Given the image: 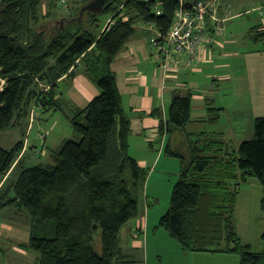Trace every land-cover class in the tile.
<instances>
[{
	"label": "trees",
	"instance_id": "obj_1",
	"mask_svg": "<svg viewBox=\"0 0 264 264\" xmlns=\"http://www.w3.org/2000/svg\"><path fill=\"white\" fill-rule=\"evenodd\" d=\"M49 1L43 11L44 0H0V131L22 126L32 104L41 112L62 109L63 76L73 78L81 70L99 93L72 114L73 138L53 152L52 162L27 166L17 159L22 140L11 149L0 147V180L6 176L0 211L16 208L28 217L29 239L19 246L35 254L34 264H135L122 250L120 232L138 213L131 188L137 192L146 171L128 152L130 119L111 64L138 23L166 34L179 0H105L101 12L81 18L80 5L52 18ZM103 13L109 17L101 24ZM190 106V93L176 95L160 129H184ZM253 130L237 148L213 138H188L185 154L167 145L165 151L181 165L170 206L156 227L183 252L236 254L238 264H264V246L256 251L243 244L235 218L240 187L249 178L262 186L264 215V115L254 119ZM99 230L101 254L92 245ZM260 237L264 244V231Z\"/></svg>",
	"mask_w": 264,
	"mask_h": 264
},
{
	"label": "crops",
	"instance_id": "obj_2",
	"mask_svg": "<svg viewBox=\"0 0 264 264\" xmlns=\"http://www.w3.org/2000/svg\"><path fill=\"white\" fill-rule=\"evenodd\" d=\"M250 3L257 5L253 8L258 12L256 15H250V9L231 14L233 5L229 1L216 0L218 15L225 18L222 34L215 36V42L201 44L194 55L187 51L177 53L167 68L159 66L160 60L149 44V38L156 29L153 25L142 23L136 25L135 33L112 62L111 67L116 75L121 103L130 119L128 152L143 170L146 171V166L149 167L150 164L156 163L158 158L161 159L160 153H156L157 144H161L159 152L165 151L167 145H170L174 151L185 154L188 138L191 141L210 138L230 141L229 143L234 141L236 146V143L249 133L252 132L250 135H253L254 119L264 115V8L258 10L264 0H250ZM243 14H248L244 20L239 17ZM236 18H239V21L234 22ZM212 23V19L207 22L211 34ZM246 38L250 39L251 44ZM58 84L63 108L48 112L54 115L59 111L69 122L77 109L85 108L99 93L98 86L81 70L73 78L63 76L58 80ZM187 93H190L191 101L189 122L184 129L170 124L169 131L166 130V126L161 130V119L166 125L173 98ZM31 109L39 110V107L33 104ZM58 116L60 115H54L55 123L60 119ZM55 125L53 123L52 127ZM247 127L250 131L246 134ZM63 135H68V132ZM66 139L61 138L51 144L48 148L50 161L47 163L52 162L53 152L58 150ZM22 141L24 142L19 158L25 154L33 156L40 153L35 144L29 147L31 154L27 153L28 141ZM178 174L179 172H176L177 176ZM5 177L0 180V185ZM244 185L251 187L239 190L235 218L242 243L250 245V234L256 230L253 219L260 213L258 208L261 209L262 186L256 178H249ZM239 206L244 209V213L238 221ZM245 207L249 208L246 214ZM7 209L9 207L0 213ZM18 211L20 213L16 215L20 221L24 216L25 228H21L20 221L15 219L13 223L18 225L19 229L16 227L10 231L12 223L8 220L11 219L6 216L7 221L1 224L0 229V244L1 246L5 244L3 248L0 247V251L5 255L4 261L0 260V264H29L30 258H34L31 264L35 262V254L19 246L20 243L28 242L30 222L26 215ZM138 214L139 210L137 216ZM141 227L142 225H136L135 221H128L121 228V246L127 258L134 262L143 260L144 264H149L148 249L145 248L141 252L142 245H145L144 238L141 239L143 234L139 230ZM260 230L259 228V232ZM13 231H16L14 234L17 240H12L16 242L15 244L4 240L7 239V234L15 239ZM174 244L175 250H179L180 253L176 254V262L173 264L239 263V256L236 254L188 253L183 252L177 243ZM5 246H8L7 249Z\"/></svg>",
	"mask_w": 264,
	"mask_h": 264
},
{
	"label": "rangeland",
	"instance_id": "obj_3",
	"mask_svg": "<svg viewBox=\"0 0 264 264\" xmlns=\"http://www.w3.org/2000/svg\"><path fill=\"white\" fill-rule=\"evenodd\" d=\"M52 1H54V6L50 9L52 13V18L63 17V15L67 12L66 10L68 8L73 7V6L76 7L78 5L82 6L84 4V3L81 4L82 0H65L66 2H60V1L58 2L57 0H52ZM226 1H229L233 5V10L231 11V14L240 12V10L242 11V10H247V9L251 10L250 15H256L258 13L256 10L253 9L257 5H255V3L254 4L250 3V0H226ZM48 2L50 1L44 0L42 4L43 11L47 9ZM248 14H243L242 16H239V17L243 18L244 20L247 18ZM108 17H109V14H106V13L100 14L99 15L100 23L103 24L107 20ZM237 21H239V18H236L234 20V22H237ZM246 39L248 43L251 44L250 39L249 38H246ZM3 83H4V80H1L0 87H2ZM40 87L47 89L48 85L40 83ZM32 107H33V104L31 105V108ZM48 111L41 112L38 109H34L33 111H31V114H29L26 117V120H25L26 122L22 126L19 125L16 127H10L7 130L0 131V147H3L5 149H11L21 139L27 140L28 141L27 153L29 152L31 154V150L29 149V147H31L32 144H35L36 148L40 149L39 151L40 153H38V155L33 154V156L31 155L29 156L25 154L21 158L17 157V159L23 160V163L26 164L27 166H33L38 163L46 164L48 161H50V155H49L48 148L51 147V144L56 142L57 140H60L61 138L62 139L63 138L72 139L73 135H72V126L69 120L63 114H61L59 111L55 112L56 114L54 115H60L58 116L60 117L59 121H56L55 123L54 115ZM53 123L56 124L54 127H52ZM248 128L249 127L246 128V134L248 133V131H250V129ZM67 132H68V135H63V134H67ZM250 134H252V132L249 133V135H246L245 137H243L240 141H238L236 143L237 144L236 146H235L234 141H232L230 144L237 148L240 142L253 137V135H250ZM75 139L77 138L75 137ZM57 143H55V145H57ZM160 147H161V144L156 145V149H157L156 153L157 154L160 153L159 157H161V159L159 160L158 158L156 163L150 164L149 167L146 166L145 168L146 176H145V179L142 178V186H140L137 189L138 193L136 192V189L134 187L131 188L133 196H136V194L137 196L139 195L138 197L139 198V208H138L139 216L136 215L131 220L135 221L136 225L141 224L142 227L144 228L143 231L145 233L143 232V234H141V239L144 238L145 245L144 246L142 245L141 252H143V249L145 248L148 249L149 264H173L174 262H176L175 261L176 254L180 253L179 250H175L176 246L174 245L176 244L174 243L176 242L169 236L168 232L165 229H163L162 227H156V225H158L160 217L166 213V211L168 210L170 206L172 186L175 182V179L177 178L176 172L180 171L181 162L179 158L173 157L166 151L159 152L158 149H160ZM163 149H164V146L162 147V150ZM247 187H251V186H247L243 184L241 185L240 189H248ZM237 211H238L237 218L239 221L240 216L243 215L244 213V209L242 207L240 208L239 206ZM258 211H260V213L256 216V218L254 217L253 219L254 226L256 227L257 232L255 230L254 232L250 234V240H251L250 247L256 251L261 250L264 246L261 240V237H260L261 233L264 231V215L260 208H258ZM246 212H249V208L245 207V214ZM19 213L20 212L14 208H9L7 210L2 211L0 213V229L2 227L1 224H3L4 221H7L6 219L8 217L6 216H9L11 219V220H8L9 222L12 223V224L8 223L11 225L10 231L12 230V228L18 227V225H15L13 222L15 221V219L19 220V218L16 215ZM20 223L22 226L21 225L19 226L24 229L25 224H26L24 216L21 217ZM29 228H30V224L28 225V230ZM259 228L261 229L260 232H259ZM16 229L18 230L19 227ZM15 232L16 231L12 232V235H14V237H15V234H14ZM4 236H6V234ZM6 238L8 240L7 239H4V240L8 243L12 240H17L16 237L14 239L13 236L8 235V234ZM23 238L25 239V237ZM146 240L148 242H146ZM12 243L15 244L16 242L12 241ZM4 245H5L4 243L2 244V246L0 244V247L3 248ZM92 245H93L94 250L97 253L101 254L102 244H101L100 230L94 234ZM6 247L8 246H5V249H7ZM158 255H160L161 258H159ZM145 256L146 255H144V257ZM4 257H5L4 252L0 251V260L4 261ZM33 260L34 258H30V262L28 263L31 264ZM135 264H144V262L143 260H136Z\"/></svg>",
	"mask_w": 264,
	"mask_h": 264
},
{
	"label": "built area",
	"instance_id": "obj_4",
	"mask_svg": "<svg viewBox=\"0 0 264 264\" xmlns=\"http://www.w3.org/2000/svg\"><path fill=\"white\" fill-rule=\"evenodd\" d=\"M263 7L264 3L259 6V10ZM209 19L213 22L212 34L208 30ZM224 22L225 18L218 15L216 0H199L191 4H186V0H179L169 31L161 34L156 30L149 38V44L160 60L159 66L167 68L177 53L187 51L194 55L197 47L204 42H215V36L222 34L224 30ZM141 229L144 230L143 227Z\"/></svg>",
	"mask_w": 264,
	"mask_h": 264
},
{
	"label": "water",
	"instance_id": "obj_5",
	"mask_svg": "<svg viewBox=\"0 0 264 264\" xmlns=\"http://www.w3.org/2000/svg\"><path fill=\"white\" fill-rule=\"evenodd\" d=\"M105 0H89L83 4L80 8L79 15L77 18L83 17L84 13L87 11L99 13L103 10ZM64 19H60V22L63 23Z\"/></svg>",
	"mask_w": 264,
	"mask_h": 264
}]
</instances>
